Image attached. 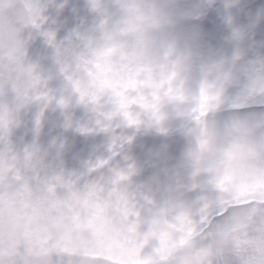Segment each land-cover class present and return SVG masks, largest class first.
Returning <instances> with one entry per match:
<instances>
[{
  "label": "clouds",
  "instance_id": "1",
  "mask_svg": "<svg viewBox=\"0 0 264 264\" xmlns=\"http://www.w3.org/2000/svg\"><path fill=\"white\" fill-rule=\"evenodd\" d=\"M96 5L85 0L91 22L79 25L95 63L88 71L72 63L71 82L57 77L65 107L49 110L34 142L33 161L43 175L5 207V240L19 246L17 264H233L250 255L246 245L205 253L197 236L205 200L215 208L264 193V64L249 48L251 29L239 23L243 5ZM217 7L226 18V52L206 43L194 23ZM0 11L28 44L29 59H43L30 51L36 37L26 13L15 2ZM258 23L264 24V8ZM50 116L56 131L45 138ZM76 136L103 143L68 167ZM142 137L160 144L139 158L133 151ZM97 157L111 161L109 168L94 172L88 161ZM111 167L129 173L127 179L117 180ZM147 169L151 176L141 180Z\"/></svg>",
  "mask_w": 264,
  "mask_h": 264
},
{
  "label": "snow or ice",
  "instance_id": "2",
  "mask_svg": "<svg viewBox=\"0 0 264 264\" xmlns=\"http://www.w3.org/2000/svg\"><path fill=\"white\" fill-rule=\"evenodd\" d=\"M12 2L26 13L28 28L36 39H42L53 49V54L40 60L29 59L28 44L14 27L5 23L0 11V264H17L19 252L18 245L11 239L5 240V207L27 193L31 183L43 175V166L33 161L34 142L49 110L53 106L57 110L65 107L57 77L71 82L72 63L85 71L95 63L94 55L84 51L90 42L79 26L63 40L57 39L55 17L50 12L59 13L66 0H0V10ZM89 4L92 8L97 6L96 0H89ZM257 62L264 64V52L258 53ZM25 129L28 132L21 137ZM78 131L87 134L85 129ZM108 148L111 150V143ZM115 159L119 161L120 153H116ZM88 163L94 172L111 165V161L102 157H97L95 163L89 159ZM110 170L117 180L127 179L129 175L123 169L111 167ZM49 191L55 192V187L49 185ZM200 223L197 236L205 253L223 247L238 250L246 245L251 254H245L233 264H264V193L215 208L205 200Z\"/></svg>",
  "mask_w": 264,
  "mask_h": 264
},
{
  "label": "rangeland",
  "instance_id": "3",
  "mask_svg": "<svg viewBox=\"0 0 264 264\" xmlns=\"http://www.w3.org/2000/svg\"><path fill=\"white\" fill-rule=\"evenodd\" d=\"M239 1L240 0H226V1L218 0V4L223 5L224 7H227L228 5L239 2ZM84 5H85V0H66L65 7L59 13H57L55 10H53V16L55 17V19H64L55 28L56 32H58L59 29L63 25L66 24V22H72V21L76 20L77 17L80 16V14L87 16V18H88L87 11H86V8L84 7ZM77 13H79V14H77ZM242 13L247 14L246 15L247 19H245V22H248L249 24H251V25H249V27L251 29L249 48L253 49L252 46H253L255 40H256V42H260L259 35L261 36V41L264 38V34L262 32L263 29H259V25L262 26V24L258 23L259 12L258 11L252 12L248 7H246L242 10ZM212 16H213V21L216 24H219L223 28H227L226 18L223 14V10L221 7H217L216 9H214L212 11ZM253 17H256V19H253ZM240 21H241V17H239V23H240ZM85 22H91V19L81 22V25L84 24ZM256 30H257V35L255 37L254 32H256ZM58 35H60V34L58 33ZM208 36L211 37L215 42L219 41V38H218L219 35H218L217 31L215 30V27H211V30H210ZM210 42L212 43V41H210ZM215 49H216L215 51H217V52L230 51L229 45L228 44L225 45L224 43H223V46L221 45L219 48H215ZM45 53H46V51H45ZM258 53H260V52H258ZM53 121L54 122H52V124H50V127L52 125H55V118L53 119ZM46 125H49V122ZM142 138H146V137H142ZM98 140L101 141V143L98 142ZM91 141H93V142H91V146H93V145L99 146L103 143V139L100 137H92ZM91 146L90 145L84 146L83 151L76 152L75 155L84 154V153L91 154V152H90ZM147 146L148 145H145L143 147L142 152H139V146H137V144H136L134 147L133 154L139 158H143L145 155V149ZM173 152H175V151H173ZM151 173H152V171H151Z\"/></svg>",
  "mask_w": 264,
  "mask_h": 264
},
{
  "label": "trees",
  "instance_id": "4",
  "mask_svg": "<svg viewBox=\"0 0 264 264\" xmlns=\"http://www.w3.org/2000/svg\"><path fill=\"white\" fill-rule=\"evenodd\" d=\"M248 1V3L251 1V0H247ZM209 16V14L206 16V17H208ZM200 28H201V26H200ZM201 30H202V28H201Z\"/></svg>",
  "mask_w": 264,
  "mask_h": 264
}]
</instances>
